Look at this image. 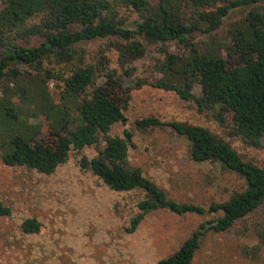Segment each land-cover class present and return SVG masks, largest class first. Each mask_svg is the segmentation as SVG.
<instances>
[{
  "label": "trees",
  "instance_id": "16d2710c",
  "mask_svg": "<svg viewBox=\"0 0 264 264\" xmlns=\"http://www.w3.org/2000/svg\"><path fill=\"white\" fill-rule=\"evenodd\" d=\"M237 11L244 13L227 30L224 56L213 42L200 51L195 39L211 37ZM96 42L104 44L91 53L86 47ZM169 44L185 52L175 55ZM148 46H160L164 59L156 68L163 76L150 83L136 80L134 89L150 85L194 102L224 137L155 117L137 120L135 127L171 128L186 141L191 163H212L235 174L243 181L242 191L207 208L181 203L130 164L134 133L113 130L126 122L132 88L125 78L132 69H112L107 52L115 51L123 66L143 58ZM229 140L252 148L264 141V0H0L1 162L51 175L72 152L94 150L93 157L79 159L82 170L110 191L141 194L127 234L157 210L213 216L156 264H193L205 233L228 232L263 203L264 166L244 160ZM11 215L0 199V220ZM18 231L37 235L41 223L24 219ZM10 236L0 224V239Z\"/></svg>",
  "mask_w": 264,
  "mask_h": 264
},
{
  "label": "rangeland",
  "instance_id": "374dc122",
  "mask_svg": "<svg viewBox=\"0 0 264 264\" xmlns=\"http://www.w3.org/2000/svg\"><path fill=\"white\" fill-rule=\"evenodd\" d=\"M243 13H233L211 37L198 36L194 42L199 50H206L208 43L213 42L220 46L224 56L227 30ZM103 44L96 42L86 48L92 53ZM166 47L175 55L185 52L183 46ZM159 49L160 46H148L143 58L123 66L115 51L107 52L112 69L119 73L132 69V74L125 78V85L132 88L124 113L126 122L116 125L113 133H134L130 164L141 168L169 199L207 208L212 202L224 201L232 193L242 191L243 181L215 164L191 163L186 141L171 128L140 131L135 127L137 120L155 117L163 123L200 126L224 137L223 130L208 114L197 112L194 102L150 85L134 89L136 80L150 83L163 76L156 68L157 61L164 59ZM193 93H199L198 86H194ZM52 94L55 96L54 90ZM229 141L244 160L264 166V141L261 148ZM94 155L92 149L80 154L72 152L67 162L51 175L7 167L0 160V199L12 209L10 218L0 220L3 230L11 233L8 241L0 239V264H156L213 218L209 214L176 215L157 210L147 215L134 233L127 234L125 228L136 212L141 194L110 191L97 177L82 170L79 159ZM31 217L41 223L40 233L20 235L18 226ZM193 264H264V201L228 232L205 233Z\"/></svg>",
  "mask_w": 264,
  "mask_h": 264
}]
</instances>
